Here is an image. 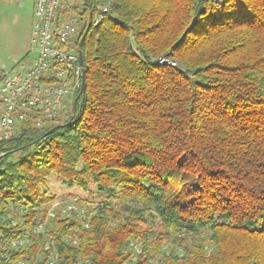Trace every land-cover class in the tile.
I'll return each instance as SVG.
<instances>
[{
    "label": "trees",
    "instance_id": "obj_1",
    "mask_svg": "<svg viewBox=\"0 0 264 264\" xmlns=\"http://www.w3.org/2000/svg\"><path fill=\"white\" fill-rule=\"evenodd\" d=\"M79 14L85 90L61 123L0 140V240L45 221L51 179L103 199L85 202L89 227L57 213L6 249L11 264H264V0H84Z\"/></svg>",
    "mask_w": 264,
    "mask_h": 264
},
{
    "label": "built area",
    "instance_id": "obj_2",
    "mask_svg": "<svg viewBox=\"0 0 264 264\" xmlns=\"http://www.w3.org/2000/svg\"><path fill=\"white\" fill-rule=\"evenodd\" d=\"M78 5L67 0H35L31 42L36 56L31 64L3 74L0 84V132L2 139L12 137L19 126L45 129L65 118L73 96L82 89L85 72L80 56V23L82 16L75 12ZM106 12V7H101ZM103 16L96 15L99 22ZM160 65L176 66L172 60L161 58ZM56 207L59 206L56 203ZM48 209L45 221L38 220L31 232L9 241L0 240V264H11L6 249L21 251L34 244L32 234H45L46 226L58 212ZM60 214H76L89 227L91 215L85 204L74 202ZM68 236H64V239ZM1 244H5L1 246ZM55 239L48 237L45 248L54 247ZM13 264H36L33 259H18ZM46 264H56V257ZM74 264H91L89 259H78Z\"/></svg>",
    "mask_w": 264,
    "mask_h": 264
},
{
    "label": "rangeland",
    "instance_id": "obj_3",
    "mask_svg": "<svg viewBox=\"0 0 264 264\" xmlns=\"http://www.w3.org/2000/svg\"><path fill=\"white\" fill-rule=\"evenodd\" d=\"M67 1L78 5V12H81L84 0ZM34 4L35 0H0V77L10 71L20 69L22 66H27L36 56L31 42ZM70 109L71 104L68 107V112ZM49 190L55 196V201L49 208L54 206V212L58 213L63 212V208L68 204L77 201L84 204L86 201H91L92 203L90 202L88 205L94 206L103 199L96 193L89 195L78 187L64 186L56 179L49 181ZM56 203L59 204L58 207H56ZM88 205L86 204V206Z\"/></svg>",
    "mask_w": 264,
    "mask_h": 264
},
{
    "label": "water",
    "instance_id": "obj_4",
    "mask_svg": "<svg viewBox=\"0 0 264 264\" xmlns=\"http://www.w3.org/2000/svg\"><path fill=\"white\" fill-rule=\"evenodd\" d=\"M87 32L85 33V35L82 38V43H83V41H84V39H85V37L87 35ZM80 58H81V62H83L82 55L80 56ZM85 76H86V73L84 72L83 79H82V90H85V86H86V77Z\"/></svg>",
    "mask_w": 264,
    "mask_h": 264
},
{
    "label": "crops",
    "instance_id": "obj_5",
    "mask_svg": "<svg viewBox=\"0 0 264 264\" xmlns=\"http://www.w3.org/2000/svg\"><path fill=\"white\" fill-rule=\"evenodd\" d=\"M32 62H33V59H32V61H31V63H32ZM31 63H30V64H31ZM0 78H1V77H0Z\"/></svg>",
    "mask_w": 264,
    "mask_h": 264
}]
</instances>
